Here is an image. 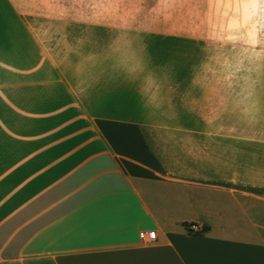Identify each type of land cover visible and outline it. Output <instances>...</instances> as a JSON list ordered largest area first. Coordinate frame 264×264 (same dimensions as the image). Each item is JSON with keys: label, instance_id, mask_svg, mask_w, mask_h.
<instances>
[{"label": "crops", "instance_id": "0c3cea01", "mask_svg": "<svg viewBox=\"0 0 264 264\" xmlns=\"http://www.w3.org/2000/svg\"><path fill=\"white\" fill-rule=\"evenodd\" d=\"M70 6L0 0V264H264L262 73Z\"/></svg>", "mask_w": 264, "mask_h": 264}, {"label": "rangeland", "instance_id": "374dc122", "mask_svg": "<svg viewBox=\"0 0 264 264\" xmlns=\"http://www.w3.org/2000/svg\"><path fill=\"white\" fill-rule=\"evenodd\" d=\"M60 1L70 3L80 21L132 22L137 29L192 39L172 42L182 46L183 67L190 69L183 80L250 82L264 76V0Z\"/></svg>", "mask_w": 264, "mask_h": 264}, {"label": "built area", "instance_id": "2783aa9c", "mask_svg": "<svg viewBox=\"0 0 264 264\" xmlns=\"http://www.w3.org/2000/svg\"><path fill=\"white\" fill-rule=\"evenodd\" d=\"M188 230L191 232H199V229L195 224H189L188 225ZM138 239L142 242H150L153 241L155 238V232L154 231H149V232H139L138 233Z\"/></svg>", "mask_w": 264, "mask_h": 264}]
</instances>
